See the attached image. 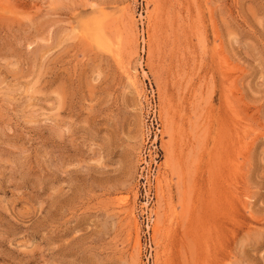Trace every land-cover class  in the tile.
Returning a JSON list of instances; mask_svg holds the SVG:
<instances>
[{"label": "rangeland", "instance_id": "obj_1", "mask_svg": "<svg viewBox=\"0 0 264 264\" xmlns=\"http://www.w3.org/2000/svg\"><path fill=\"white\" fill-rule=\"evenodd\" d=\"M0 264H264V0H0Z\"/></svg>", "mask_w": 264, "mask_h": 264}, {"label": "bare ground", "instance_id": "obj_2", "mask_svg": "<svg viewBox=\"0 0 264 264\" xmlns=\"http://www.w3.org/2000/svg\"><path fill=\"white\" fill-rule=\"evenodd\" d=\"M108 35V34H107ZM112 38V37H111ZM137 77V76H136Z\"/></svg>", "mask_w": 264, "mask_h": 264}]
</instances>
